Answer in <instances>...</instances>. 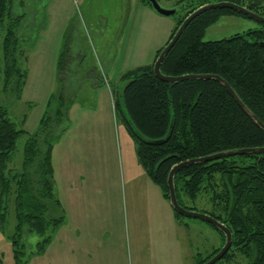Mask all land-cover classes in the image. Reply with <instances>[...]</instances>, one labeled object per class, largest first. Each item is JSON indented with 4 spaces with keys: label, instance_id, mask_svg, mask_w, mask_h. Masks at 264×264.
<instances>
[{
    "label": "rangeland",
    "instance_id": "374dc122",
    "mask_svg": "<svg viewBox=\"0 0 264 264\" xmlns=\"http://www.w3.org/2000/svg\"><path fill=\"white\" fill-rule=\"evenodd\" d=\"M159 3L165 9L179 6L176 0ZM12 7L14 15L23 16L17 63L25 79L18 95L0 87V102L26 131L12 166L21 169L25 143L40 129L50 101L64 93L68 114L65 131L52 140L53 190L63 204L64 225L41 253L33 252L41 237L22 235L27 264H162L160 244L175 237L161 224L150 197L161 188L139 163L137 139L114 103L124 87L121 75L153 63L180 13L161 15L142 0H13ZM261 26L247 16H225L203 40ZM188 205L209 209L201 199ZM154 209L157 214L151 215ZM183 221L190 223L179 235L188 252L193 246L207 255L221 244L208 222ZM16 232L13 206L0 226L3 264H17Z\"/></svg>",
    "mask_w": 264,
    "mask_h": 264
},
{
    "label": "trees",
    "instance_id": "16d2710c",
    "mask_svg": "<svg viewBox=\"0 0 264 264\" xmlns=\"http://www.w3.org/2000/svg\"><path fill=\"white\" fill-rule=\"evenodd\" d=\"M142 1L152 8L149 0ZM176 1L180 14L169 40L191 12L207 3L230 1L264 16V0ZM12 5L13 0H0V87L18 95L25 79L17 63L23 16L14 15ZM233 15L246 17L229 8L210 9L196 17L165 57L161 71L172 76L223 77L264 123V24L229 38L203 40L211 25ZM162 48L152 64L121 75L124 87L117 92L114 106L137 139L139 163L170 202L168 176L175 165L223 151L262 147L264 130L216 80L168 83L158 78L154 62ZM60 69L63 72V65ZM49 104L40 129L25 143L22 167L17 170L12 166L13 153L26 131L11 120L9 109L0 102V226L5 227L14 206L17 232L12 243L17 264H27L25 232L41 237L33 251L41 253L65 221L63 205L53 190L52 140L66 129V96L63 93ZM174 180L180 205L196 210L188 203L206 200L209 209L201 212L224 223L233 234L230 249L214 264H264V154L189 165ZM174 213L181 222L187 218ZM210 225L220 235L221 244L207 255L197 252L195 264L206 263L225 243V234Z\"/></svg>",
    "mask_w": 264,
    "mask_h": 264
},
{
    "label": "water",
    "instance_id": "95a60500",
    "mask_svg": "<svg viewBox=\"0 0 264 264\" xmlns=\"http://www.w3.org/2000/svg\"><path fill=\"white\" fill-rule=\"evenodd\" d=\"M152 8L159 14L165 15V16H171L176 14L179 9H165L163 8L158 0H149ZM221 8H229L233 9L235 11H238L247 17H250L252 19H255L261 23L264 24V16L261 14H258L250 9H248L245 6H241L237 3L230 2V1H220L216 3H207L199 8L195 9L193 12H191L184 21L180 24L177 31L175 32L174 36L164 45V47L161 49L158 57L156 58L154 62V73L155 75L160 78L161 80L168 82V83H178L180 81L189 80V79H199V80H216L219 83H221L225 89L232 95V97L236 100V102L239 104V106L245 111V113L261 128L264 130V123L255 115V113L252 112L251 109L244 103V101L241 99V97L237 94V92L233 89V87L221 76L216 74H184L180 76H172V75H165L161 71V65L169 53V51L173 48V46L176 44V42L179 40L187 26L190 24L191 21H193L196 17H198L203 12L210 10V9H221ZM171 133V128L168 132L167 137ZM139 134V133H138ZM166 137V138H167ZM246 153H255V154H264V146L258 147V148H244V149H236V150H229V151H223L211 155H207L204 157H198L194 159H190L187 161H183L177 165H175L168 176V187H169V200L172 208L179 213L180 215H183L185 217H191V218H198L202 219L210 224H212L214 227L219 229L225 234V243L222 246V248L206 263L204 264H214L221 258L225 256V254L228 252L232 245L233 241V234L231 230L222 222L217 220L216 218L212 217L208 213L196 211V210H190L182 205H180L177 195H176V188H175V174L180 171L181 169L193 165L196 163L201 162H208L214 159H218L221 157H229L234 155H242Z\"/></svg>",
    "mask_w": 264,
    "mask_h": 264
},
{
    "label": "crops",
    "instance_id": "0c3cea01",
    "mask_svg": "<svg viewBox=\"0 0 264 264\" xmlns=\"http://www.w3.org/2000/svg\"><path fill=\"white\" fill-rule=\"evenodd\" d=\"M150 197L153 204L158 207L160 219L163 222L161 224L172 231L175 237L171 238L168 243L163 241L160 244L162 264H195V254L199 251L193 249L192 246L191 251L188 252L187 249H184L183 240L179 236L183 234V230L190 229V223L181 222L176 218L170 202L164 198L162 191H152ZM157 209L151 211L150 214H157Z\"/></svg>",
    "mask_w": 264,
    "mask_h": 264
}]
</instances>
